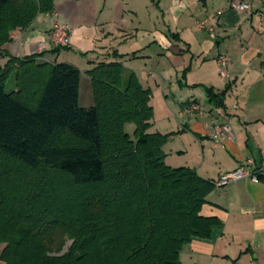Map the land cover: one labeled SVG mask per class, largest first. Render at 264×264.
Returning <instances> with one entry per match:
<instances>
[{
    "label": "trees",
    "instance_id": "trees-1",
    "mask_svg": "<svg viewBox=\"0 0 264 264\" xmlns=\"http://www.w3.org/2000/svg\"><path fill=\"white\" fill-rule=\"evenodd\" d=\"M52 9L0 0V47ZM86 75L92 106L81 108L71 65L30 56L0 68V263L181 264L183 246L221 227L200 215L215 183L165 164L172 134L148 132L151 92L132 71L101 63ZM207 95L222 105L224 93Z\"/></svg>",
    "mask_w": 264,
    "mask_h": 264
},
{
    "label": "crops",
    "instance_id": "crops-1",
    "mask_svg": "<svg viewBox=\"0 0 264 264\" xmlns=\"http://www.w3.org/2000/svg\"><path fill=\"white\" fill-rule=\"evenodd\" d=\"M230 1L53 0L51 13L38 14L0 47V68L8 57L30 56L71 65L80 72L78 104L89 108L86 72L119 63L151 92L148 132L172 134L162 147L168 167L214 183L239 169L257 176L264 173V0H237L249 6L242 12ZM55 24L67 30L65 48L50 41ZM223 55L224 76L217 64ZM207 90L224 93L222 105L209 101ZM190 104L198 110L183 113ZM214 125L230 133L215 140ZM205 200L200 215L221 227L183 246L181 264H264V183L231 181Z\"/></svg>",
    "mask_w": 264,
    "mask_h": 264
},
{
    "label": "built area",
    "instance_id": "built-area-1",
    "mask_svg": "<svg viewBox=\"0 0 264 264\" xmlns=\"http://www.w3.org/2000/svg\"><path fill=\"white\" fill-rule=\"evenodd\" d=\"M229 8L235 11H247L249 9L248 4L231 0L229 2ZM219 14V13H218ZM199 28L203 27V22L197 23ZM211 31V30H210ZM50 41L57 48H65L69 44V35L64 26L60 24H55L53 29L50 32ZM217 64L220 68V74L224 76V71L229 64V59L227 56L223 55L218 57ZM198 110V106L196 104H190L187 108L183 109V113L190 114L193 111ZM230 130L226 125H214L212 127V138L215 140L221 138L224 135H228ZM242 178H249L251 181H257L256 176H250L249 173L244 169L236 170L232 173L224 174L219 177L218 181L215 182V186H222L228 182L236 181Z\"/></svg>",
    "mask_w": 264,
    "mask_h": 264
},
{
    "label": "rangeland",
    "instance_id": "rangeland-1",
    "mask_svg": "<svg viewBox=\"0 0 264 264\" xmlns=\"http://www.w3.org/2000/svg\"><path fill=\"white\" fill-rule=\"evenodd\" d=\"M5 87H6V91H7V92L10 91V90L12 89V87H13V83H12V79H11V78L7 79L6 84H5ZM133 129H134V126H133V125H126V126H125V132H126L127 134H129V135L132 134ZM69 245H70V242H66L65 246L63 247V250L61 251V254L64 253V252L66 251V249H67V247H68Z\"/></svg>",
    "mask_w": 264,
    "mask_h": 264
}]
</instances>
